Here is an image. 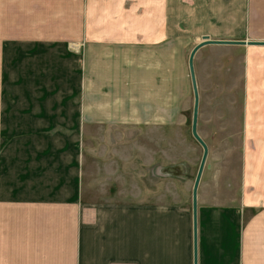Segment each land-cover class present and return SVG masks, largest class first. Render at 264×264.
<instances>
[{"label": "crops", "instance_id": "1", "mask_svg": "<svg viewBox=\"0 0 264 264\" xmlns=\"http://www.w3.org/2000/svg\"><path fill=\"white\" fill-rule=\"evenodd\" d=\"M0 13L13 15L18 40L37 47L26 54L24 70L18 69L17 100L9 99L19 105L20 129L12 138L25 146L46 142L42 153L64 150L68 145L57 144L62 141L76 148L65 176L50 165L33 173L29 181L39 186L38 193H22L19 182L29 175L17 173L12 190L21 197L0 199V254L17 252L22 260L0 264H193L192 188L190 198L177 206L185 207L178 240L170 233L169 202L154 206L147 200L98 198L100 191L118 189L112 159L124 158L129 168L138 158L134 139L126 140L129 151L122 153L107 144L112 140L100 128L136 126L141 119L167 123L162 106L170 105L171 79L185 73L192 89L185 47L190 45V52L203 35L264 41V0H0ZM0 28L9 30V21L3 19ZM214 47L225 53L227 78L234 76L239 57L242 101L238 133L226 136L232 143L226 163L215 172L219 176L214 181L209 173V180L201 181V172L197 264H264V44L207 43L194 55ZM215 52L212 63L219 59ZM194 76L197 84L195 68ZM59 105L72 112L67 126L78 130L81 123L75 134L67 128V136L61 132L58 121L65 114ZM150 105L157 117L146 119ZM95 127L99 132H91ZM100 141L105 144L97 145ZM168 166L159 173H170ZM133 202L143 209H132ZM109 213L112 260L82 262L83 254L107 252L102 239ZM81 237L91 248H81ZM26 255L33 260H24Z\"/></svg>", "mask_w": 264, "mask_h": 264}, {"label": "rangeland", "instance_id": "2", "mask_svg": "<svg viewBox=\"0 0 264 264\" xmlns=\"http://www.w3.org/2000/svg\"><path fill=\"white\" fill-rule=\"evenodd\" d=\"M3 19L5 24L9 21L11 28L9 30H2L0 28V199L21 197L17 196L18 194L16 195L12 190L14 182H17V173H23L26 176L29 175L27 179L22 180V183L19 182L22 185V193L27 190L35 193L39 192V186L29 181V178L44 165L57 167L60 171L58 175L65 176L67 161L74 157L72 154L74 149H76L71 147L73 142L67 143L62 141V143L59 142L57 144L68 145L64 150H59L57 153L54 152V154L42 153V147L47 144L46 142L31 141L29 146H25L24 142L18 143L12 138V135L16 134L20 129L18 128L19 105H16V102L13 105L9 99L11 100L13 97L15 101L17 100L18 69L22 67L24 70V66H27L29 63L26 61L28 59L26 54H31L29 52L35 49L32 52L33 54L37 50V47L30 45L29 42H21L17 39L20 36V32L17 28H12L17 25L12 14H7L6 17L5 14L1 15L0 13V27ZM171 22V32L174 33L176 29L175 19L173 21L171 20ZM190 48V45L185 47V53L188 56ZM211 51H216L215 54L219 55L217 61V58L214 57V63L209 60ZM194 56L193 68L197 70L198 75L196 84L198 91L196 130H198L197 133L204 137L207 153L208 150L210 153V155H206L202 168L203 177L201 181H208L210 178H213L215 181L217 176H219L215 173L218 171L217 167L226 163V150L228 144L232 143L231 141H226V136L229 133H234L235 135L238 133L237 122L240 118V103L242 101L241 62L238 61L237 58L239 57H237L233 69V79V77L227 78L226 62L221 61L225 53L219 51L217 47L206 48L202 52H197ZM200 59L201 61L199 62ZM195 63L196 66L194 67ZM228 65L230 66L231 62ZM182 78L176 76L174 79H171L170 105L162 106L164 118L166 119L168 115V120L166 119L167 123L157 125L155 123L156 118L153 122L150 120L143 121L144 119H141L136 126L123 127L121 125H115L100 128L101 134L109 135V140H112L107 144L111 148L116 146L117 149L122 150V153L127 150L128 154L129 151L128 147L130 146V142L126 140L129 138L134 139L135 142H132V146L137 145L135 147L137 149L133 150L138 151V158L136 167L130 165L129 168L123 164L124 158L112 159L111 169L114 168L117 172L114 175L115 179L119 178L116 184L118 185V189H112L110 191L104 190L103 192L100 191L101 193L99 192V194L97 193L98 198L107 199L108 202L117 201L121 203L123 200L132 201L138 199L147 200L149 201L148 203L154 206H162L169 202L172 211L174 210L169 218L170 228L171 230L173 229L170 233L175 240L183 236L185 219V207L177 208V206L179 200H188L190 198L191 185H193L202 155L201 145L191 134L193 89L187 86L185 73H183ZM40 107H47V105H40ZM58 112L65 114L63 115V122L60 119L58 121L63 135H66V128L70 129L71 134L79 131L81 123L79 124L78 130H76L77 128H71L66 125L67 123L70 125L68 118L72 116L71 110L59 105ZM156 115L157 111L155 106L150 105L146 107V119L154 118ZM38 129L40 132H43L44 125L41 124ZM97 130L98 128L95 127L91 132H97ZM119 143L122 144V148H120ZM124 143L126 144V148ZM96 144L103 145L105 143L102 144L100 141ZM103 147H100V150H103ZM34 148L36 149L35 152L33 151ZM166 165H179L180 171L177 174H160L161 168H164ZM49 173L47 171V175ZM209 173L210 177L208 176ZM63 187L66 188V185L64 184ZM135 203L133 202L132 209L136 207L138 211L143 209L142 204H139L141 202L137 206ZM112 217L113 214L109 213L108 222L103 230V233L106 235L102 239V249L107 252L95 254L98 257H86L83 254L82 262L90 261L94 263L102 259L106 261L112 260L113 235L107 232L108 230L114 229ZM84 242L85 239L81 237V248H91L85 245ZM168 248L169 251L172 250V246ZM13 250L16 251V247ZM34 255L36 254H31V256ZM23 258L24 260H33V257H29L28 255ZM20 260L22 259L19 258L17 252L0 254V261L16 262Z\"/></svg>", "mask_w": 264, "mask_h": 264}, {"label": "water", "instance_id": "3", "mask_svg": "<svg viewBox=\"0 0 264 264\" xmlns=\"http://www.w3.org/2000/svg\"><path fill=\"white\" fill-rule=\"evenodd\" d=\"M207 43H238V44H264V41H256V40H225V39H211L208 35H203L201 41L196 43L192 49L190 50L188 56V68L191 79V85L193 89V106H192V119H191V134L193 138L201 145L202 147V155L200 158V162L197 168V172L195 174L194 182L191 190V201H192V258L193 264H197V186L199 182V178L202 172V168L204 166V162L207 155V146L204 140L200 137L196 130V122H197V109H198V91L194 76V68H193V56L195 51ZM168 172L177 174L179 172L178 166H168Z\"/></svg>", "mask_w": 264, "mask_h": 264}, {"label": "bare ground", "instance_id": "4", "mask_svg": "<svg viewBox=\"0 0 264 264\" xmlns=\"http://www.w3.org/2000/svg\"><path fill=\"white\" fill-rule=\"evenodd\" d=\"M190 75V74H189ZM179 171H180V166L178 165Z\"/></svg>", "mask_w": 264, "mask_h": 264}]
</instances>
